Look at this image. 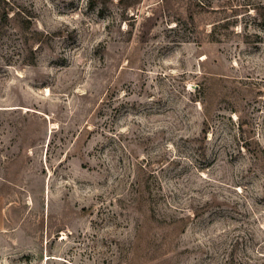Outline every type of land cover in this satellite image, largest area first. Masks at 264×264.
Instances as JSON below:
<instances>
[{"label":"rangeland","instance_id":"1","mask_svg":"<svg viewBox=\"0 0 264 264\" xmlns=\"http://www.w3.org/2000/svg\"><path fill=\"white\" fill-rule=\"evenodd\" d=\"M0 264H264V0H1Z\"/></svg>","mask_w":264,"mask_h":264},{"label":"trees","instance_id":"2","mask_svg":"<svg viewBox=\"0 0 264 264\" xmlns=\"http://www.w3.org/2000/svg\"><path fill=\"white\" fill-rule=\"evenodd\" d=\"M1 1V0H0ZM11 9H3V10H1V12H2V14H3V19H5L6 20V18H8V16H9V11H10Z\"/></svg>","mask_w":264,"mask_h":264}]
</instances>
